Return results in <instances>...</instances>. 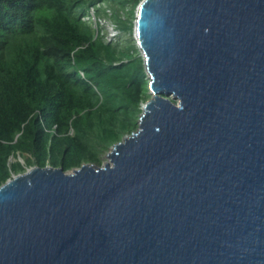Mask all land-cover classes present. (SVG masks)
<instances>
[{
  "label": "water",
  "instance_id": "95a60500",
  "mask_svg": "<svg viewBox=\"0 0 264 264\" xmlns=\"http://www.w3.org/2000/svg\"><path fill=\"white\" fill-rule=\"evenodd\" d=\"M132 32L137 129L0 184V264H264V0H140Z\"/></svg>",
  "mask_w": 264,
  "mask_h": 264
},
{
  "label": "trees",
  "instance_id": "16d2710c",
  "mask_svg": "<svg viewBox=\"0 0 264 264\" xmlns=\"http://www.w3.org/2000/svg\"><path fill=\"white\" fill-rule=\"evenodd\" d=\"M139 1L0 0V184L31 165H100L137 128L149 96L141 57L106 42L95 18L108 11L131 34ZM18 153L25 166L8 163Z\"/></svg>",
  "mask_w": 264,
  "mask_h": 264
},
{
  "label": "rangeland",
  "instance_id": "374dc122",
  "mask_svg": "<svg viewBox=\"0 0 264 264\" xmlns=\"http://www.w3.org/2000/svg\"><path fill=\"white\" fill-rule=\"evenodd\" d=\"M136 6L134 7V12L136 10ZM106 12H107L106 13L107 15L101 14L98 18H95V20L96 21L98 20L99 23H100V25L102 26V32L104 34L103 35L104 40L106 42L107 41H112V42H116L117 41V42H119V45H121V46H126L127 44H130L131 43L137 49L136 39H134V37H133V32H131V34H128V33H123V32H119L118 30H116L114 28V26H113L112 20L109 18V12L108 11H106ZM84 18L85 19H88L90 17L86 16ZM132 20L134 21V16H132ZM91 21H93L92 20V15H91ZM111 28H114L115 36H113V37H109L108 36V33L109 32H113V31H109V30H111ZM137 53L139 55V51L138 50H137ZM111 145H109L106 149H103V150L100 151V153L98 155L99 156V159H100V165L105 164V163H107L109 161V159L106 156V154L110 150ZM27 156H28L27 154H25V155L22 156L21 154L18 153V154H16L15 157H13V156L9 157L8 158V163H12V162L18 161V162H20L21 165L25 166V157H27ZM100 165L94 164V166H100Z\"/></svg>",
  "mask_w": 264,
  "mask_h": 264
},
{
  "label": "clouds",
  "instance_id": "9594fccd",
  "mask_svg": "<svg viewBox=\"0 0 264 264\" xmlns=\"http://www.w3.org/2000/svg\"><path fill=\"white\" fill-rule=\"evenodd\" d=\"M109 31H113V32H109V33H108V36H109V37H113V36H115L114 28H111V30H109ZM111 35H112V36H111Z\"/></svg>",
  "mask_w": 264,
  "mask_h": 264
},
{
  "label": "bare ground",
  "instance_id": "6f19581e",
  "mask_svg": "<svg viewBox=\"0 0 264 264\" xmlns=\"http://www.w3.org/2000/svg\"><path fill=\"white\" fill-rule=\"evenodd\" d=\"M109 162V161H108Z\"/></svg>",
  "mask_w": 264,
  "mask_h": 264
},
{
  "label": "built area",
  "instance_id": "2783aa9c",
  "mask_svg": "<svg viewBox=\"0 0 264 264\" xmlns=\"http://www.w3.org/2000/svg\"><path fill=\"white\" fill-rule=\"evenodd\" d=\"M112 36V35H111Z\"/></svg>",
  "mask_w": 264,
  "mask_h": 264
}]
</instances>
